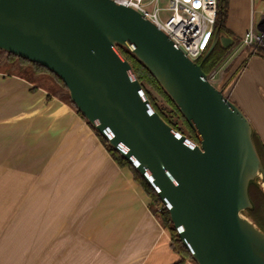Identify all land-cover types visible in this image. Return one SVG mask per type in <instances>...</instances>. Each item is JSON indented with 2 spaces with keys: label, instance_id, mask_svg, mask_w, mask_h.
Here are the masks:
<instances>
[{
  "label": "water",
  "instance_id": "95a60500",
  "mask_svg": "<svg viewBox=\"0 0 264 264\" xmlns=\"http://www.w3.org/2000/svg\"><path fill=\"white\" fill-rule=\"evenodd\" d=\"M219 25L204 54L232 42ZM132 50L196 131V142L153 107ZM0 48L58 73L87 120L168 206L199 264H264V230L246 213L264 166L242 109L198 60L136 7L118 0H0Z\"/></svg>",
  "mask_w": 264,
  "mask_h": 264
},
{
  "label": "crops",
  "instance_id": "0c3cea01",
  "mask_svg": "<svg viewBox=\"0 0 264 264\" xmlns=\"http://www.w3.org/2000/svg\"><path fill=\"white\" fill-rule=\"evenodd\" d=\"M251 24H264V0H228L225 34L233 40L211 80L264 144V55L241 42ZM7 67L0 66V264L178 262L171 231L133 169L52 82Z\"/></svg>",
  "mask_w": 264,
  "mask_h": 264
},
{
  "label": "trees",
  "instance_id": "16d2710c",
  "mask_svg": "<svg viewBox=\"0 0 264 264\" xmlns=\"http://www.w3.org/2000/svg\"><path fill=\"white\" fill-rule=\"evenodd\" d=\"M227 10H228V0H218L217 21L215 24V29L212 34L211 40L206 50L208 49L214 37L215 30L219 25H221L222 32L224 33L228 32L225 26V17ZM119 47L123 52V54L132 62L134 70L137 76L140 78L141 82L143 83L145 91L148 97L150 98L153 107L172 126L178 129L180 132L187 134L194 141L199 142L200 139L196 131L193 129V127L191 126V124L183 114L180 106L177 104V102L174 100L171 94L167 91V89L163 86V84L158 80V78L154 75V73L150 70V68L128 47L121 44L119 45ZM230 48L231 45L225 47L223 46L221 41H218L212 52L205 59H204V54L206 50L203 53V55L198 58V61L202 63L203 68L208 73L210 79H212L211 78L212 71L221 64L224 57L228 54ZM258 51L262 55H264V50L259 49ZM0 61L5 65H8L10 63L12 65H16V67L18 66L24 67V69L30 70L35 74L49 73L55 79H57V81L62 83L64 87L68 89L63 78L58 73L54 72L53 70H51L50 68H48L43 64L22 57L4 48H0ZM151 87L155 92L152 90ZM68 96H69V99L67 98L68 101L71 104H73L77 108V110L86 118L83 111L80 108H78V106L72 100L69 89H68ZM96 131L100 135L101 139L103 140V142L105 143L111 154L118 160V162L123 165H129L133 169L135 178L145 187V189L151 195L153 201L162 204L160 210L157 211L156 209V212L159 214L162 223L170 229L174 247L182 254V258L175 264H182L186 260V258H191L197 264H199L196 261V259L193 257L190 249L184 244V242L180 238L178 230L175 227L174 222L172 220L171 212L168 206L161 199L156 189L148 182V180L141 174V172L134 166V164L128 158L123 156L122 153L109 142L108 138L104 134L99 132L97 129ZM252 136L257 152L264 166V144L257 137L254 128H253ZM248 189L252 201V206L246 209V213L262 230H264V189L262 185L258 182L257 178L249 182Z\"/></svg>",
  "mask_w": 264,
  "mask_h": 264
},
{
  "label": "built area",
  "instance_id": "2783aa9c",
  "mask_svg": "<svg viewBox=\"0 0 264 264\" xmlns=\"http://www.w3.org/2000/svg\"><path fill=\"white\" fill-rule=\"evenodd\" d=\"M118 1L136 7L153 20L194 60L205 52L217 21L218 0ZM241 42L264 50V24L259 28L251 24L242 34Z\"/></svg>",
  "mask_w": 264,
  "mask_h": 264
},
{
  "label": "rangeland",
  "instance_id": "374dc122",
  "mask_svg": "<svg viewBox=\"0 0 264 264\" xmlns=\"http://www.w3.org/2000/svg\"><path fill=\"white\" fill-rule=\"evenodd\" d=\"M164 3H166V2H164ZM3 65V63L0 61V66H2ZM18 69H20L19 68V66L18 67H16V65H12V64H8V67H7V71L8 72H16ZM23 70H25L26 71V73H29L30 75H35V73L34 72H32V71H30V70H26V69H23ZM38 75V74H37ZM36 75V76H37ZM39 76L40 77H36L37 79L38 78H40L41 80H49V82L53 85V87H54V91L58 94V95H61V96H63V97H65L66 99L68 98L69 99V96H68V89L66 88V87H64V85L62 84V83H60L59 81H57V79H55L51 74H49V73H41V74H39ZM152 88V87H151ZM152 90H153V88H152ZM154 91V90H153ZM155 92V91H154ZM65 96H64V95ZM187 130V129H186ZM154 209H155V211H156V209H157V211L158 210H160V208L162 207V204L161 203H159V202H156V201H154Z\"/></svg>",
  "mask_w": 264,
  "mask_h": 264
},
{
  "label": "snow or ice",
  "instance_id": "6c2138e0",
  "mask_svg": "<svg viewBox=\"0 0 264 264\" xmlns=\"http://www.w3.org/2000/svg\"><path fill=\"white\" fill-rule=\"evenodd\" d=\"M198 6V5H197Z\"/></svg>",
  "mask_w": 264,
  "mask_h": 264
}]
</instances>
